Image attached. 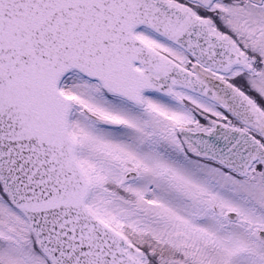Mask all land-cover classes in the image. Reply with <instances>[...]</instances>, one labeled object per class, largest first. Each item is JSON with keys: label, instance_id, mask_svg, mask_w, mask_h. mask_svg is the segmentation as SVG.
I'll return each mask as SVG.
<instances>
[{"label": "snow or ice", "instance_id": "snow-or-ice-1", "mask_svg": "<svg viewBox=\"0 0 264 264\" xmlns=\"http://www.w3.org/2000/svg\"><path fill=\"white\" fill-rule=\"evenodd\" d=\"M0 264H264V0H0Z\"/></svg>", "mask_w": 264, "mask_h": 264}]
</instances>
